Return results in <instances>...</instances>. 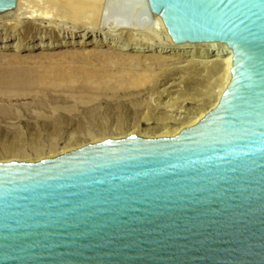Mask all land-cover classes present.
Listing matches in <instances>:
<instances>
[{"label": "water", "instance_id": "obj_1", "mask_svg": "<svg viewBox=\"0 0 264 264\" xmlns=\"http://www.w3.org/2000/svg\"><path fill=\"white\" fill-rule=\"evenodd\" d=\"M147 1L171 42L233 49L219 105L175 137L1 163L0 264H264V0Z\"/></svg>", "mask_w": 264, "mask_h": 264}, {"label": "rangeland", "instance_id": "obj_2", "mask_svg": "<svg viewBox=\"0 0 264 264\" xmlns=\"http://www.w3.org/2000/svg\"><path fill=\"white\" fill-rule=\"evenodd\" d=\"M112 1L117 7L128 3L127 8L121 3L132 22L126 32L146 31L150 17L140 24L132 18L139 13L136 0L107 2ZM2 29L0 33L6 30ZM42 30L46 35L54 33L51 27ZM90 48H63L42 55L28 50L17 57L0 51L1 156L20 149L18 155L36 159L92 137L109 140L132 130L137 136L157 133L176 128L215 101L220 79L207 67L174 68L181 63L167 66L142 55L133 58L121 51H104L106 47ZM69 75L73 81L53 85L41 81L44 76Z\"/></svg>", "mask_w": 264, "mask_h": 264}, {"label": "bare ground", "instance_id": "obj_3", "mask_svg": "<svg viewBox=\"0 0 264 264\" xmlns=\"http://www.w3.org/2000/svg\"><path fill=\"white\" fill-rule=\"evenodd\" d=\"M107 1L109 0H17L12 16H0V29H6L0 33V51L9 52L11 56H20L21 52L28 50H34L36 51L34 52L35 54L42 55L54 53L56 50L63 48H83L86 51L89 47L92 50L106 47L104 51H111L113 53L115 50L121 51V53H128L133 58L142 55L152 60L166 63L167 66L173 65V63H181L179 66H174V68H192L199 65L207 67L209 72L217 74L220 79H218L217 96L211 106L195 113L189 119L183 120L176 128H165L157 133H145L139 136L149 139L170 138L179 135L186 128L197 125L210 111L219 105L222 95L233 79V49L228 44L222 42H171L164 32L158 16L152 11L147 0H136L139 5V11H137L139 13H135L137 14L136 17L131 12L133 14L132 18L137 19L136 21L139 24L144 18H151V21L146 24V31L126 32L125 29L132 22H129L127 13L125 14V11L122 10L124 7H121L122 2L120 3V1L123 0H119L120 6L118 5V7L115 3L116 1H112L109 4ZM132 3L134 4L135 2L133 1ZM122 4L127 8L126 5L128 3L125 5L123 1ZM133 4L132 6H134ZM130 7L131 5H129ZM133 8V10H138L135 6ZM132 18L131 20L133 21L134 19ZM29 24L32 25L29 26ZM45 27H51V31H54V33L46 35L42 30ZM33 29L36 30L35 34L31 35ZM159 32H162L164 35L162 37L159 36ZM75 75L74 78L78 76ZM70 78V75L69 77L66 76L58 79H49L44 76L41 81L53 85L54 82L57 84V82L64 80L73 81V78ZM134 133L135 130H132L124 135H115L112 139L126 138L133 136ZM104 139L92 137L88 141L77 145L74 144V146L62 148L61 150L52 149L48 154L39 156L36 159L28 158L26 155H18L17 152L20 149L11 155L2 153L5 156L0 155V164L15 161L39 162L43 159L64 155L86 145L99 143ZM9 151L11 153L14 152L11 149Z\"/></svg>", "mask_w": 264, "mask_h": 264}]
</instances>
